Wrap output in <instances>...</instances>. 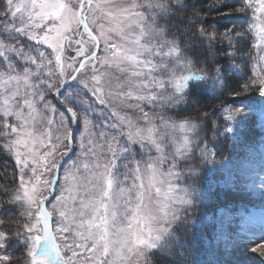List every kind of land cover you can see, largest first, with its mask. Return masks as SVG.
I'll return each instance as SVG.
<instances>
[{
    "label": "snow or ice",
    "instance_id": "1",
    "mask_svg": "<svg viewBox=\"0 0 264 264\" xmlns=\"http://www.w3.org/2000/svg\"><path fill=\"white\" fill-rule=\"evenodd\" d=\"M247 7L253 10L254 47L260 50L264 0H247ZM171 8L169 0H4L0 137L7 140L4 148L14 153L19 166V188L12 202L24 206L28 221L22 232L15 233L23 237L26 264H148L150 253L162 254L174 243V225L186 217L198 196L194 183L184 187L176 183L185 173L197 175L196 169L178 168L190 157L197 125L145 108L163 110L185 102L197 82L208 76L157 23L158 13ZM209 38L214 40L215 35ZM38 45H46L51 53ZM66 48H73L76 55L65 57ZM86 68L90 75H82ZM257 77L251 83L259 84L264 95V74L258 71ZM69 81L81 85L80 91L62 92L65 85L72 87ZM48 92L64 96L70 114L59 113L62 131L57 145H52L57 109L45 100ZM97 104L103 109L94 107ZM129 110L139 115L134 119ZM240 111L229 110L227 119ZM97 112L102 118L98 134L94 129L99 125L90 118ZM78 119L84 126L83 159L65 172L50 211L45 201L55 190L56 176L51 174L59 167L55 157L71 151L67 121ZM120 137L126 143L121 144ZM133 145L143 150L140 159L135 158ZM213 155L201 149L202 161ZM121 158L124 163L118 167ZM8 239L9 234L0 231V249ZM251 250H264V237ZM11 259L0 255V262Z\"/></svg>",
    "mask_w": 264,
    "mask_h": 264
},
{
    "label": "rangeland",
    "instance_id": "2",
    "mask_svg": "<svg viewBox=\"0 0 264 264\" xmlns=\"http://www.w3.org/2000/svg\"><path fill=\"white\" fill-rule=\"evenodd\" d=\"M222 1L233 2V0H222ZM240 1L247 3V0H240ZM116 2L120 3L121 0H116ZM123 2H130V0H123ZM169 3L172 6L177 7V9L171 8L172 10L171 13L175 21H177V26H178L177 28L179 29V31H183L186 27H181L182 23L187 19H188L187 21H192L190 20L192 19V17L184 15L187 12V10L183 9V6H179L181 4H184L182 0H179V3H176V0H169ZM3 7H4V0H0V9L2 10ZM178 13L182 14V16H179ZM238 14L239 16L242 15L240 13ZM161 16L162 13H158L157 22L161 18ZM226 16L233 17L236 16V14L233 12H227ZM241 31L242 28L240 27H238V29L232 28V32H231L232 36H229L228 34L225 33L221 34L218 31L215 34L212 27L206 29L205 34L203 35L205 42L207 44L211 43L214 46L213 49L209 51L210 56L219 55V60H221L224 57L227 58L226 64L219 67L218 69L219 71L215 70L213 76L211 75L213 78V80L210 81L211 84L210 85L206 84L212 92H215L220 96H225L229 94V92L226 90V80L228 79V77L225 74V71L232 70L238 72L240 70L238 59L242 58V54L238 53L239 48L237 47V45H238V40L241 36ZM211 34L215 35L214 40L209 38ZM192 42L194 41L192 40ZM27 43L32 44L33 42L28 41ZM41 47L42 50L47 49L46 45H41ZM101 48L103 49V43L101 45ZM102 49L98 53V55L101 56L103 55ZM262 50H263V53L261 52L262 57H264V48H262ZM48 51H51V49H48ZM48 51L46 50V52ZM75 55L76 53L73 50V48H66L65 57H73ZM211 59L213 60V58ZM261 65L264 68V59H261ZM90 74L91 72L89 68H86L84 70V73H82V75H90ZM81 87L82 86L76 82L74 85V88L76 90L75 92L80 91ZM249 95H251V93L245 91L239 93L238 95L230 96L229 100L250 98ZM45 100L51 104L48 95H45ZM182 103L171 107L185 106V104ZM95 106H97L98 110L103 109V106L101 105L97 104L94 105V107ZM237 109L241 110L240 113L237 114L234 117V119L228 120L227 119L228 111L229 110L234 111ZM145 110L150 112H159L156 111L157 109L145 108ZM129 114L135 119L139 115V112L135 110H129ZM95 115L96 113H93L90 117L93 119V121H95ZM207 115L209 116L208 120L213 129L212 133L208 137H213V138L208 143H203V145H199V140L197 137L199 130L197 126V130H196L197 135L194 137L195 142L192 146V152L190 154V157H194V155L198 154L201 159V149L206 148V150H210L212 153H214L210 161L208 162L201 161L202 162L201 164L204 166L205 168L204 170L207 176L204 182L205 186L208 188L210 192L214 191L218 186L222 189H228L229 194L241 198L239 200L241 205L253 204L256 206H264V201L252 202L255 201V199H257L258 197L264 195V136L262 134L260 138L261 145L258 148L249 146L248 142L242 136L243 132L250 129H254V130L260 129V132L264 133V107L259 109H256V107L252 109L250 108L247 109L239 104H235V103L231 104L229 103V101L224 100L222 97V104L219 102L218 107ZM198 116L200 117V119H198V117H195L194 119L191 118V122L195 124H198L200 122L202 123L207 122V120L203 118L202 113H199ZM55 120L57 123H54L52 125V145L58 144V141L56 140V136L62 131L58 123L60 119L56 116ZM226 127H231L233 131L230 133L226 132L225 131ZM94 131L98 134L100 129L95 128ZM83 133H84V126H83V121H81V132L78 137V150L75 152L76 154L74 161L72 159V161L63 168L62 176L59 178L57 183L56 196L60 194L61 186L65 183L64 181L65 172L71 169L74 163L78 164L80 160L83 159L81 155L82 149L80 147V142H81L80 138L83 135ZM0 139L1 142H3L4 144L7 142V140L4 137H0ZM120 142L121 144L126 143L125 138L120 137ZM219 142L222 143L220 146L226 144V148L224 149L225 151L222 150V152L220 153L221 155L218 157ZM64 143L67 144V142ZM227 143L229 144V146ZM132 147L133 150L136 153H138L135 158L140 159L141 158L140 154L143 153V150L140 149L139 145H133ZM5 150H6L5 151L6 158L11 156L15 160L14 153L7 150L6 148ZM46 150L47 149H41V151H46ZM151 155L154 156L156 155V153L153 151ZM60 157H61L60 155H57L55 159ZM190 157L181 160L179 162L178 164L179 170L181 166L190 164L191 162ZM144 158L146 159L147 156H145ZM123 163L124 161L121 158L120 160L117 161V166L120 167ZM6 166H8L7 163ZM7 168H9V166ZM10 170H11L10 174L16 175L17 177V181L15 183L14 189L12 186H10L9 188L10 193L14 194L15 191L19 188V176H20L19 166L17 165L16 167H12L10 168ZM55 170L56 169H54L51 174H54ZM180 171L184 172V170H180ZM215 173H221L223 178L218 181L217 180L215 181V179L212 177ZM51 174L46 173L45 175L50 176ZM27 175H30V173H28L26 170V178ZM176 183H179L181 187H184L185 176H183L181 180L176 181ZM237 184H239L240 187L237 186ZM241 187L244 189H242ZM4 194L5 192L0 194V198L1 196L3 197ZM201 195L202 193L198 191V196L196 197V201L201 199ZM54 203H56L55 199L53 200L52 204ZM52 204L48 206L50 211L52 210L51 209ZM14 206H16L19 209L18 210L14 209L11 212L12 215L14 216L13 218L2 216L3 213L1 212H5L6 210H8V208L5 200L0 201V221H2V223H0V231L10 234L13 230L20 228V223H23L24 225L25 223L28 222L25 217L24 206H22L19 203H14ZM227 208L222 207L218 209L215 217H213L212 214H209L204 218L205 222L209 223L211 227L214 225L213 220L216 222V225L214 226V228L212 227L213 233L211 237H207V235L202 237L203 238L202 245L205 249L204 258L201 254V257L203 258L202 264H263L261 260L264 261V250H257V251L251 250L252 248L257 247L261 243V237H264V209H262L263 207L253 208L250 210V212H244L242 208H238L237 211L229 210ZM53 216H54V229H55L58 217L55 215V213L53 214ZM184 218L185 217H182L181 221H178L177 223L184 221ZM187 232L191 233V230H188ZM187 232L185 231V233ZM13 236L14 235H10L5 248L0 249V255H8L10 257L15 256V259H17L18 261L14 262L15 260L14 259L13 261L10 260L9 262H0V264H12V263L26 264L27 257H26V248L24 247L23 237L22 236L18 237L17 241H13L12 240ZM58 242L62 243V241H58ZM177 243L179 244V241H177ZM167 252L168 251H165L164 253L161 254V253H155L154 251L153 253H150L148 256V264H161L160 259L163 256H168ZM67 255L70 256L71 253L69 252L67 253ZM82 256L83 254L81 255V259ZM189 257L198 258V256L190 255V254ZM190 264H197V263L193 262ZM199 264H201L200 260H199Z\"/></svg>",
    "mask_w": 264,
    "mask_h": 264
},
{
    "label": "trees",
    "instance_id": "3",
    "mask_svg": "<svg viewBox=\"0 0 264 264\" xmlns=\"http://www.w3.org/2000/svg\"><path fill=\"white\" fill-rule=\"evenodd\" d=\"M184 5L183 9H186L187 12L184 14L185 16H191L192 21H184L182 23L181 27H186L183 31H179L177 28V21H175L174 18H170V22L168 24V19L161 20L160 22H157L160 25H163L167 28L169 32V38L176 39L179 43L181 48L184 50V54L192 59L197 67L207 69L210 73H214L215 70L219 69V67L223 66L227 62V58H222L219 60V55L216 56H210L209 51L213 49V44L209 43L207 44L205 42V39L203 38V35H201L200 29L205 30L212 28L214 30V33L216 34L217 31L221 34L225 32H232V28L238 29V27L243 28L242 24L240 23V16L238 13L245 14L246 9H240L236 1H229V2H223L222 0H183ZM172 9H177L176 6H172ZM240 9V10H237ZM1 10V9H0ZM172 11V10H171ZM227 12H233L236 14V16L230 17L226 16ZM176 13V11H175ZM179 16H182V14L178 13ZM245 29V28H243ZM242 29V30H243ZM229 35V34H228ZM186 39V40H185ZM220 39V38H219ZM192 40L194 42H192ZM191 41V42H190ZM241 49L240 52L245 59V62L243 60L238 59V64L240 68L244 71L243 74L245 75L243 78L239 77L238 75L234 74L233 72L226 70L225 74L227 75L228 79L226 80V90L229 92V94L225 96H219V97H210L207 95L206 92H204L203 89H200V87H197L194 91H192L188 97L186 102H188V107L183 109V112L180 114L176 113L174 115L178 116L177 118L183 119L185 116H192L193 118L200 117L198 116L199 113L203 114V118L207 120V117L211 111H213L215 108L218 107V103L220 102L222 104V97L224 100L229 101V103L238 104V102L241 100H229L230 96L232 95H238L241 92H245L243 90V87L245 85H248L247 90L251 93L249 95V99H254L257 95V88L252 84L248 83L247 81H252V74L250 71V64L248 58L249 55V48L243 45H240ZM216 49V47H215ZM217 51V50H214ZM213 58V60L211 59ZM240 60V61H239ZM220 63H219V62ZM248 99V98H247ZM248 99V100H249ZM244 99L242 98V101ZM198 109V110H197ZM205 114V115H204ZM205 127L207 128V135L210 136L213 129L210 123L207 121L203 123ZM258 131L254 129L247 130L243 132V138L248 143H254L257 140L258 137ZM205 142H209L207 138H205ZM222 143L219 142L218 147V157L221 155L220 153L225 151L226 144L220 146ZM2 149L0 147V194L5 192L4 196L0 198V201L5 200L7 203V207L11 206V200L12 196L9 191L10 186L14 188L15 183L17 181L16 175H11L10 168L11 165L8 161H11L6 158L4 154H2ZM6 163L8 166H6ZM200 167V163H197V157H191V162L189 165H184L180 167V170H186V169H196ZM202 172L201 170L197 171V175L194 177H190L187 174H185V177H189L192 180L195 179V177H201ZM214 179H217L219 176H216L214 174L212 176ZM201 185V183H200ZM241 198L237 196H232L229 194V191L223 192L220 189H216L214 192H210L207 194V197L201 201V203H198L194 206L193 210L190 211L189 215H186L184 218V221L176 223L174 225V233L176 235L181 236V238H184L188 244H190V249L188 250V257L184 258L180 256L177 258V261L172 259V257L169 256H163L160 261L161 264H190V263H197L199 260L195 258L189 257L190 255H196L201 260V253H203V246H202V239L201 237L203 235L210 236L211 231L209 228V225L204 222V217L207 213L210 211H214L217 207L221 205H227L232 203H239V200ZM245 201V200H244ZM252 201V200H251ZM9 202V203H8ZM253 202V201H252ZM9 217H14L12 214ZM190 222V223H189ZM192 223V227H191ZM21 227V223H20ZM191 230V233H188L187 231ZM17 231H20V228L13 230L9 235H15ZM185 231L187 233H185ZM12 249V248H11ZM175 248L170 246L168 250H174ZM11 261L15 259V256L11 257ZM183 262H182V261ZM18 261L17 259L14 260V262ZM173 262V263H170ZM182 262V263H180ZM13 264V263H12Z\"/></svg>",
    "mask_w": 264,
    "mask_h": 264
},
{
    "label": "bare ground",
    "instance_id": "4",
    "mask_svg": "<svg viewBox=\"0 0 264 264\" xmlns=\"http://www.w3.org/2000/svg\"><path fill=\"white\" fill-rule=\"evenodd\" d=\"M255 261H256V259H255ZM261 262L264 264V261L261 260Z\"/></svg>",
    "mask_w": 264,
    "mask_h": 264
}]
</instances>
